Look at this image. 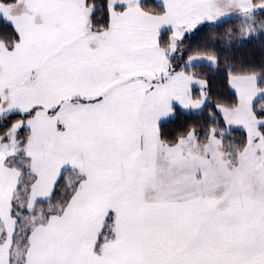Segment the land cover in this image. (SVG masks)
Segmentation results:
<instances>
[{"label":"snow or ice","instance_id":"6c2138e0","mask_svg":"<svg viewBox=\"0 0 264 264\" xmlns=\"http://www.w3.org/2000/svg\"><path fill=\"white\" fill-rule=\"evenodd\" d=\"M254 40L264 0H0V264H264Z\"/></svg>","mask_w":264,"mask_h":264},{"label":"trees","instance_id":"16d2710c","mask_svg":"<svg viewBox=\"0 0 264 264\" xmlns=\"http://www.w3.org/2000/svg\"><path fill=\"white\" fill-rule=\"evenodd\" d=\"M264 45H262L259 41H252L246 44L245 47H242L238 50V54L240 55H252L256 58H259L261 55V50ZM219 86V85H218Z\"/></svg>","mask_w":264,"mask_h":264}]
</instances>
